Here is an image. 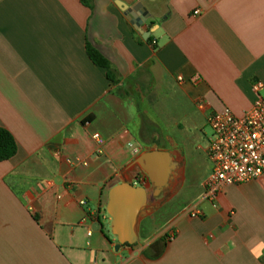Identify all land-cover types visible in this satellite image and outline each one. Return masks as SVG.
<instances>
[{"label": "crops", "instance_id": "0c3cea01", "mask_svg": "<svg viewBox=\"0 0 264 264\" xmlns=\"http://www.w3.org/2000/svg\"><path fill=\"white\" fill-rule=\"evenodd\" d=\"M87 1L0 0V128L18 146L0 163V264H264V175L203 200L210 116L264 99V0ZM133 148L177 163L159 196ZM123 183L149 200L116 251Z\"/></svg>", "mask_w": 264, "mask_h": 264}, {"label": "built area", "instance_id": "2783aa9c", "mask_svg": "<svg viewBox=\"0 0 264 264\" xmlns=\"http://www.w3.org/2000/svg\"><path fill=\"white\" fill-rule=\"evenodd\" d=\"M261 88V83L253 85L256 92ZM208 122L213 133L208 148L211 173L205 183L203 200L217 204L226 187L249 183L264 175V99L259 98L241 117L224 108L211 115ZM94 139L102 143L99 135ZM133 152L139 155L141 151L133 148ZM76 161L81 163L79 159ZM80 205L85 206L86 202L82 200ZM202 216L199 210L191 212L192 218Z\"/></svg>", "mask_w": 264, "mask_h": 264}, {"label": "water", "instance_id": "95a60500", "mask_svg": "<svg viewBox=\"0 0 264 264\" xmlns=\"http://www.w3.org/2000/svg\"><path fill=\"white\" fill-rule=\"evenodd\" d=\"M130 21L138 31L147 19L140 9H126ZM139 13V14H138ZM149 36V32L146 33ZM145 38V34H143ZM135 163L146 173L154 186L153 195L159 196L169 186L177 169V163L168 152L149 151L137 157ZM149 194L142 186L123 183L113 187L109 193L107 213L111 218V232L117 238L116 251L125 245H134L138 241L137 224L139 217L145 214Z\"/></svg>", "mask_w": 264, "mask_h": 264}, {"label": "trees", "instance_id": "16d2710c", "mask_svg": "<svg viewBox=\"0 0 264 264\" xmlns=\"http://www.w3.org/2000/svg\"><path fill=\"white\" fill-rule=\"evenodd\" d=\"M81 1L84 5L87 6L89 5L87 0H81ZM86 50L90 60L96 66L107 70V75L109 80L113 83H116L117 80L115 79V74L112 70L109 61L99 51H97L94 47H92L88 43L86 45ZM17 152H18V146L12 134L3 128H0V163L12 159L13 157L16 156ZM125 246H128V244H125Z\"/></svg>", "mask_w": 264, "mask_h": 264}, {"label": "rangeland", "instance_id": "374dc122", "mask_svg": "<svg viewBox=\"0 0 264 264\" xmlns=\"http://www.w3.org/2000/svg\"><path fill=\"white\" fill-rule=\"evenodd\" d=\"M206 133H207L208 136H212V130H211V128L208 127V128L206 129ZM106 229H107L106 231H107L109 234H112V232H111V227L107 226ZM112 235H113V234H112Z\"/></svg>", "mask_w": 264, "mask_h": 264}]
</instances>
